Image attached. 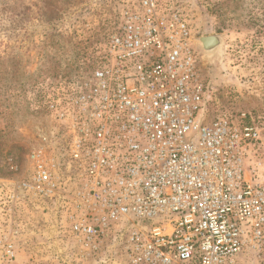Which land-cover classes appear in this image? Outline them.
Returning <instances> with one entry per match:
<instances>
[{
    "label": "built area",
    "instance_id": "1",
    "mask_svg": "<svg viewBox=\"0 0 264 264\" xmlns=\"http://www.w3.org/2000/svg\"><path fill=\"white\" fill-rule=\"evenodd\" d=\"M113 2L93 62L39 81L56 129L18 187L55 205L76 263L264 264L263 91L211 106L181 1Z\"/></svg>",
    "mask_w": 264,
    "mask_h": 264
},
{
    "label": "rangeland",
    "instance_id": "2",
    "mask_svg": "<svg viewBox=\"0 0 264 264\" xmlns=\"http://www.w3.org/2000/svg\"><path fill=\"white\" fill-rule=\"evenodd\" d=\"M180 1L192 23L211 106L258 108L260 91L264 104V0ZM116 11L113 0H0V264L94 261L76 263L70 238L61 239L55 229V205L18 186L31 176L30 151L50 145L56 129L42 108L39 81L90 65L117 23ZM208 35L221 38L212 45L216 55L198 43ZM3 235L16 246L9 259L2 254ZM57 237L64 249L60 261Z\"/></svg>",
    "mask_w": 264,
    "mask_h": 264
},
{
    "label": "water",
    "instance_id": "3",
    "mask_svg": "<svg viewBox=\"0 0 264 264\" xmlns=\"http://www.w3.org/2000/svg\"><path fill=\"white\" fill-rule=\"evenodd\" d=\"M220 41L221 38L218 35H208L198 38L199 45L205 49L210 48L212 45L219 43Z\"/></svg>",
    "mask_w": 264,
    "mask_h": 264
},
{
    "label": "flooded vegetation",
    "instance_id": "4",
    "mask_svg": "<svg viewBox=\"0 0 264 264\" xmlns=\"http://www.w3.org/2000/svg\"><path fill=\"white\" fill-rule=\"evenodd\" d=\"M208 51L211 55H216L218 54L219 49L216 46H212Z\"/></svg>",
    "mask_w": 264,
    "mask_h": 264
},
{
    "label": "bare ground",
    "instance_id": "5",
    "mask_svg": "<svg viewBox=\"0 0 264 264\" xmlns=\"http://www.w3.org/2000/svg\"><path fill=\"white\" fill-rule=\"evenodd\" d=\"M215 45V44H214ZM216 47H217V44H216ZM211 48V47H210ZM210 48H208V50L210 49Z\"/></svg>",
    "mask_w": 264,
    "mask_h": 264
}]
</instances>
